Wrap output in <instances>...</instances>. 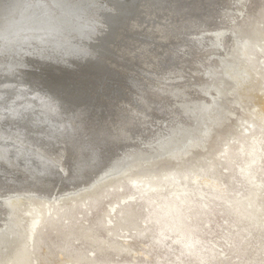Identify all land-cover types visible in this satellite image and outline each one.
<instances>
[{"label":"bare ground","instance_id":"bare-ground-1","mask_svg":"<svg viewBox=\"0 0 264 264\" xmlns=\"http://www.w3.org/2000/svg\"><path fill=\"white\" fill-rule=\"evenodd\" d=\"M161 1L163 0H147V3L137 11L135 18L124 20H121L124 16L120 14L119 6L113 1L115 6H110L108 0H49V3L53 2V6L48 0H11L12 9H10L12 6L9 9L2 7L3 3L0 2V74L6 72L10 75L7 80L0 83V181L8 183L7 186L11 184L17 187L14 190L11 187L5 189L6 185L0 186V204L2 202L0 210L4 214L3 220H0V228L3 227L2 224H6L7 227V232L5 230L0 238V264H35L33 254H30L28 249L29 247L33 249L34 245L32 247L26 244L23 249L21 248L22 250H16V254L10 256L13 254L12 247L17 238L23 236V232H17V222L14 217L16 213L19 214V220L22 218L20 213L25 215L23 220H30H28L27 233L33 234L37 226L40 228L44 225L48 228V237L57 235L68 246H71L72 240L83 239L84 244L96 246L103 251V254L95 259L70 251L66 255L64 264H112L109 260L112 255L131 256L134 250L130 246L117 245L113 243L114 239L107 242V238L100 239L97 236L102 231L107 232L109 236H116L121 230L137 227V219L140 215L137 208L127 205L116 214L112 209L115 222L112 220L111 224H107L99 218L96 221V228L93 226L80 228L73 222L75 215L85 205L86 198L91 195L86 189L92 187L95 182H98L95 184L98 187L92 188V193L107 184L111 187L116 182L112 180L116 176L105 183L102 182L113 175L102 177L111 172L115 173L127 165L118 164L117 157H113L109 164L108 162L101 164L109 159L113 146H128L136 150L130 153L134 156L133 163L130 167L124 168L123 172L124 174L134 172L131 175L136 177L130 180L132 185L146 181L148 185L153 178L159 175L165 176L169 169L176 171L182 167H193L196 170L206 171V163L211 162L215 154L214 150H217L216 155L221 154L228 161L229 169L232 171L229 175L230 181L236 176L249 190L234 204L224 208L235 227L230 233L226 251L217 257L212 249L204 248L192 239L199 231L191 218V204L189 205L184 199H181L180 207L172 206L164 211L165 217L175 221L169 227V233L176 236L177 243L183 244L179 249L188 254L195 264H227L229 258L227 254L236 252L239 253L238 264H264V236L257 239L252 246L249 245L254 237V231L264 235V223L259 220L264 205V198L261 197L264 196V181L258 179L264 177V166H262L264 165L262 160L264 111L255 112V108L247 107L246 101L248 96L250 98L254 84L258 85V90L264 96V78L259 70L261 65L264 68V0H257L253 4L254 14L251 18H244L242 14L243 9L247 10V6H250L247 4L248 0H239L244 3L241 6L244 8L239 14L237 10L234 11V7L238 6L237 0H186V3H182L181 0H170V6L165 10L159 8ZM125 6L121 9L123 13H127ZM101 10L117 14L96 15ZM223 16L244 27L237 35L236 32L232 36L227 35L228 41L232 42L229 51L222 42L209 45L210 47L204 44L205 35L219 25L218 20ZM215 32H212L213 35ZM221 33L223 34V31ZM216 37L220 40L218 35ZM180 48L191 49L190 54H176L175 50L180 51ZM218 55L228 56L229 65H224L217 58ZM50 61L55 63L53 62L54 65L48 68L45 63ZM68 61H72V65ZM203 61L206 62V69L219 66V62L225 67L222 70L208 71L209 73L198 75L199 77L193 76L194 71H206L205 67L204 69L200 67ZM211 62L215 65L213 66ZM30 64L38 66L32 68ZM196 65L198 66L195 68ZM222 74H226L225 77ZM246 74L247 77L244 76ZM174 79L176 81L170 82ZM58 82H61L60 86ZM234 87H238L236 92L231 90ZM67 94L76 95L73 100L78 105H74L72 109L74 121L68 119L69 113L64 116L63 100L59 98V96L67 97ZM222 94L226 95L225 98L228 96L231 99L228 108L219 110L221 106L215 105L214 107L217 108L212 110L215 114L214 124L204 132L199 128L201 132L199 136L192 137L191 134L190 137H186L191 138L190 140L184 139L171 149L156 147L161 153L150 152L148 155H143L137 152L140 143L133 145V142L147 136L148 139L142 142H148L154 136V131L156 133L162 131L165 125V128H171V124L179 122L174 121L176 113L179 114L177 116L182 117L180 121H186L184 116L188 113L191 114L186 117L187 120L191 121L193 116L198 114L199 117L196 118L200 119L199 122L206 121L208 108L205 99L209 104L214 101L218 103V96ZM197 95L200 97L193 98ZM95 97L97 106H103L105 111L97 109L104 112L90 108V101ZM221 98L223 96H219V100ZM201 101L205 107L201 105L196 108L198 105L195 103ZM243 107L248 109L250 114L256 115V125L259 130L252 131L245 137L246 145L242 141L236 145L237 142H234L239 141L238 132L241 131L242 119L239 118L243 115L244 118L250 119L248 111L246 109L244 111ZM92 112L97 114L96 117H90ZM156 112L170 116L169 119L164 120V123L161 121L162 124H159L157 130L153 122ZM83 113L91 118L89 122L84 119L85 117L83 118ZM236 113L239 114L238 119H234ZM75 118L80 123L75 122ZM199 122L197 121V126H200ZM247 123L251 126L249 121ZM72 124L78 125L73 127ZM92 126L93 131L90 132ZM189 127L193 128L194 124L190 123ZM222 127L225 129L220 130ZM40 129H48L47 133H50V140L46 143L43 139L44 131ZM59 129H62L60 137L56 133ZM244 130L247 132L248 129H243L241 133ZM178 131L180 132V129ZM216 131H219L218 135L213 139L212 134ZM89 134L99 139L98 144L105 143L109 146L107 148V145L104 146V149L98 153L95 150L98 149L96 142L92 144L84 140ZM208 137L212 141L209 142ZM225 141L226 143L222 144ZM52 142H64L66 145L67 150H62V155L56 158L62 168L48 160L47 152L52 147ZM241 148H244L247 157L245 165L236 169L232 162L236 156H239ZM182 154L190 157L183 158ZM62 159H66L68 164L70 162L69 169L63 166ZM144 159L149 162L145 163ZM175 159L179 165H175L176 162L168 165ZM73 164L82 167L84 176L76 175V171L71 166ZM214 165V163L209 164V168H214ZM59 167L62 169L61 179L66 177L65 183L77 187L73 189L71 185V190L54 196V192L59 189V181L57 186L52 188ZM199 175L202 176V173H197L196 177ZM160 178L157 179L161 180ZM203 178H207V175ZM205 184L213 192L211 203L215 205L231 202L233 196L237 198L241 196L239 192L222 186L218 178L213 182L205 181ZM151 188L155 186L151 185ZM94 195L96 197H92L95 201L91 207L97 208L107 192L102 189ZM51 202L58 205V208H55ZM206 207L208 210H205ZM198 208V213L203 217H210L209 213H212V210L207 203L203 202ZM64 221L68 223L65 224ZM112 224L115 226L111 227ZM207 224L211 225V222ZM145 233L150 235V230L146 228L140 231L142 239ZM165 235L162 234L163 238H167ZM162 236H158L155 241L163 242ZM26 241L28 242V236ZM65 248V246L61 247L62 250ZM44 250L45 255L40 258L41 264H47L51 255L49 247H45ZM152 251V245L144 251L149 263ZM150 264L167 263L155 261Z\"/></svg>","mask_w":264,"mask_h":264},{"label":"rangeland","instance_id":"rangeland-1","mask_svg":"<svg viewBox=\"0 0 264 264\" xmlns=\"http://www.w3.org/2000/svg\"><path fill=\"white\" fill-rule=\"evenodd\" d=\"M112 1L114 2V0H108V2L110 3L109 4L110 6L113 5ZM130 1H132V0H130ZM167 1H169V2H167ZM140 2L143 4H141ZM140 2H139V0H135L134 3L132 4V8H133L131 10L132 12L130 11L129 13H125L123 15L124 17H122L121 20L130 19V17H131V19L135 18V16L138 14L137 11L139 10V8L141 9L143 7V5H145L147 3V0H140ZM181 2L186 3V0H181ZM181 2H180V5H182ZM256 2H257V0H248L247 4H249L250 6H247V10H246V8L243 9L244 7L241 8V6L244 3L237 0L238 6L237 5L236 6L238 8L233 6L234 11L237 10V12L239 14L240 11L243 9L242 14H243L244 18L245 17L251 18V17H253V14H254V13H252V11L254 10L253 4H255ZM159 5L161 6L159 8L165 10L168 6H170V0H163V1H161V4H159ZM113 6H115V5H113ZM134 10H136V11H134ZM132 14H133V16H132ZM240 20H242V19H240ZM218 21L217 22L219 25L217 27L213 28L214 30L212 29V31H210V33L208 32L209 34L207 33L206 34L207 36L204 34L205 39H206V40H204V44L208 45V46L209 45L212 46L213 44H218V43L222 42V43H225V46H226L227 50L229 51L230 50V44L232 42L228 41L227 35L232 36L234 34V32H236L235 35H237V34H239V31L241 32V30H243L244 27L237 25L233 21H232L233 22L232 23L231 21H229L228 18H226V16H223V18H220ZM223 22H224V24H223ZM242 23H244V22H242ZM242 23H240V24H242ZM221 28H222V30H221ZM215 30H216V32H215ZM221 31H223V34L221 33ZM212 32H215V34L213 35ZM227 32H228V34H227ZM203 33H205V32H203ZM217 35L220 37V40L218 39V37H216ZM208 36H213V38H206ZM224 38H226V39H224ZM222 39H224V40H222ZM200 42H202V41H200ZM209 43H211V44H209ZM189 50L191 51V49H188V48H186V49L180 48V51L175 50V52H176V54L182 53V55H189L190 54ZM183 53H185V54H183ZM217 58H219V60L221 62H223L224 65L225 64H226V66L229 65L228 64L229 63V57L228 56H219L218 55ZM203 62L204 63H202L200 65V67L203 69L205 67L204 70H206L207 72L206 71L205 72L194 71V73H193L194 75L192 74L193 76L199 77V76H202V75L209 73L208 71L217 70V69L222 70L223 67H225L224 65H222L221 62H219V66H217L213 62H211L213 64V66L214 65L215 66L214 67H212V66L207 67V69H206V66H207L206 62L205 61H203ZM37 66L38 65L36 64V65H32L30 67L37 68ZM197 66L198 65H196L195 68ZM259 70H260L261 75L263 74L262 77L264 78V68L262 65L259 68ZM222 75H223V77H225L226 74H222ZM244 76L247 77V74ZM167 81H169V80H167ZM174 81H176V79H174L170 82H174ZM257 87H258V85L254 84L252 91L250 92L251 93L250 98L248 96V100L246 98V101L248 103L247 107L255 108L254 109L255 112L260 113V112L264 111V96L260 92V90H258ZM231 90L233 92H236L238 90V87L237 88L234 87ZM253 93H254V96H252ZM198 94H201V93H198ZM201 95L204 96V94H201ZM219 96H223V98H221V100H219ZM219 96H218V100H217L218 103H216L214 101L211 104H209L208 100L205 99L204 102H207V108H208L207 114H206L208 119L206 121L201 120L199 122L200 119L198 120L196 118V117H199L198 114L196 116L195 115L193 116V119H192L193 121L191 120L192 122L190 120H187L186 117L189 116L191 113L190 114L188 113V115L184 116L186 121H184V120L180 121L182 119V117L177 116L179 114L176 113L175 114L176 117H175L174 121H179V122L174 123L175 127H174V124H171V128H167V127L165 128V126H166L165 125L163 127L164 129L162 131H158L157 133H156V131H154V133H155L154 136H152L151 137L152 139L148 142H142L144 140L146 141L148 139V136L139 138V139H137L138 141L135 140L133 142V145H134V143H140L138 146L139 148H138L137 152L139 151L143 155H148V154H150V152L161 153V150H159V148H161V149H169L170 148L171 149V148L176 147L177 144L181 143V141L184 139L190 140L191 138L189 139L186 137L187 136L190 137L191 134H193L192 137L199 136L201 134V132H199V128H201V130H203V132H204L207 128H209L211 125L214 124L215 119L213 117H215V114L212 113V110L214 108H217V107H214L215 105L221 106L219 108V110L221 108H223V109L226 107L228 108L230 101H231V99H229L230 97L227 96V98H225L226 95H224V94L219 95ZM197 97H200V96L197 95V96H194L193 98L197 99ZM205 98H208V97L205 96ZM78 102H80V101H78ZM90 102H91V104H89ZM90 102L88 104H89L90 108L94 109V111H99V112L105 111V109H103L104 108L103 106H100V107L97 106V98L96 97L93 98V100H91ZM195 104L198 105L197 107L195 106L196 108H198L202 105V101L195 103ZM74 105H76V104L74 103L71 107V110H70V108L68 110V112H69L68 119H70V117H71V120H73V121H74V119H73L74 118L73 117V111L74 110L72 111V109H74V107H73ZM237 106H239V105L237 104ZM201 107H205V106L202 105ZM97 108L103 109L104 111L99 110ZM245 109L246 108L243 107L244 111H245ZM246 111H248V109H246ZM85 114L86 113H83L82 116H83V118L85 117L84 119H87L88 122L91 120L92 116L96 117L95 115H97V114L93 113L90 115L91 118H89V116L85 115ZM209 114H211V116H209ZM155 115L153 117V122H154V125L157 127L156 129L155 128L154 129L157 130L159 128L158 126H160L162 124V122L164 123L167 119H169L170 116H164V115L159 114L157 112ZM206 115L203 114V116H206ZM248 115L250 116V119H246V117L244 118L243 115L239 118L240 120L242 119L240 122L241 131L243 129H248V130H247V132H245V130H244L243 133H241V131L238 132L239 141L234 142V143L237 142L236 145H238V143L240 141H242V142L247 141L245 139V137L249 136L252 133V131L259 130L258 126L256 125V123H257L256 122V118H257L256 115L250 114L249 111H248ZM238 117H239V114L236 113L234 115V119L235 118L238 119ZM161 119H163V120H161ZM173 119H174V117H173ZM197 121L199 122L200 126L199 125L197 126ZM247 121L250 122L251 126H249ZM75 122L80 123L78 120H76V118H75ZM183 122H185L186 124ZM190 123L194 124L193 128L189 127ZM77 125L78 124H74L73 127H76ZM224 127H226V126H224ZM224 127H222L220 130H224L225 129ZM179 129H180V132L178 131ZM218 132L216 131L215 134H212L213 139H214V136L216 137L218 135ZM158 133H159V135H158ZM146 135H148V133ZM212 136H211V138H212ZM171 138H173V139H171ZM86 139L87 138H85L84 140H86ZM207 140H209V137ZM174 141L177 143H175ZM210 141H212V139L209 140V142ZM209 142H207V144ZM57 143L58 142H56V143L52 142V147L49 148V150L47 152V156L49 158L48 160H50L52 163L55 162L54 164L61 167L62 165L56 161V158H58L59 155H62L61 154L62 150L66 151L67 148H66V145L64 142H59L58 144ZM145 143H146V145H145ZM162 143H164V144L161 145ZM225 143H226V141L223 142L222 144H225ZM182 144H184V142ZM246 144L247 143L245 142L244 145H246ZM106 145L104 143V146H106ZM181 145L179 147H181ZM212 145L214 146V144H212ZM53 146H54V148H53ZM107 147L108 146H106V148ZM113 147H114L113 151L111 153H109V159L106 161V163L108 162V164H109V162L113 159V157L114 158L117 157L118 158V164H120L122 166H123V164L124 165L127 164V165L125 167H122V168L120 167L121 169L117 170V172L114 171L115 173L111 172V173H109V175L107 174V175L102 177V178H104V177L107 178L110 175L115 176L116 173H117L116 175L121 174L119 176H116L114 179L109 178L108 180L102 182V183H105V182L109 181L110 179H112L113 181H116L111 187L109 184H107L103 188L101 187L102 189L106 190L107 195L105 197H103V199L101 200V202L97 208L91 207L92 204H94L93 202L95 201L94 198H92V197H96L94 194L97 193L99 190H102V189L99 188V190L97 189V191L94 193H92L91 191L93 190L92 188L98 187V185H95L98 182L93 183L92 187L88 188L89 190L86 189V191L89 192L88 194L89 195L91 194V195L86 198L85 205L75 215V219L73 221L74 224H78V226L80 228H87L89 226H93L96 228V221H98L99 218H102V220L105 221L107 224H111L112 220H114V222H115L114 215L116 214V212L120 211L122 209V207H126L127 205H130V206L135 207L139 210L140 215H139V219H137L138 220L137 221L138 222L137 227H134V228L129 229V230H121L119 233H117L116 236H113V235L109 236L108 233L104 232V231L98 233L97 237L100 239H106L107 238V242H109L111 239H114L113 243H116L117 245L130 246L131 249L134 250L133 253L131 254V256L130 255L119 256V257L114 256V255L110 256L111 258L109 257V260H110V262H112V264H132V263H134V264H150V263H154L155 261H164L167 264H182V263L183 264H195V263H193L194 261H192L189 258L188 254L182 252L179 249L180 246L183 244L177 243L175 241L176 236L174 234L169 233L170 232L169 227L175 221H172V218L165 217L163 215L164 211H166V209L169 207H172V206H175V207L179 206L180 207L181 199L186 200L189 205L191 204V206H190V207H192L191 218H192V220H194L193 223L195 224L197 230L199 231V233H196L195 236L192 237V239L197 241L202 247L212 249L214 254L217 257L224 254V252L226 251V249L228 247L227 244H229L228 242H229L230 233L235 230L234 224H233L231 218L229 217L228 213H226V210L224 208L234 204V202L236 200H239L243 195L247 194V192L249 190L246 189L240 183V179L236 176H233L232 180L230 181L229 175L232 173V171L229 169L228 161L225 158H223L221 154L216 155L217 150H214L215 154L212 153L214 155H213V159L211 160V162L208 164L206 163V166H205L206 171L196 170L193 167H191V168H189V167L183 168L182 167L183 169L179 168L176 171L169 169V171H167V173H165V176L159 175V176L155 177V179H157L158 177H161L160 178L161 180H159V179L155 180L153 178L154 180L152 179L150 181L151 183L149 182L150 184H148V185L146 184L147 181H146V183L142 182V183H138L137 185H132V182L130 180H132L133 178L136 177V176L132 177V175H131L134 172H132L131 174H130V172H127L125 174L123 172L125 171L124 168L130 167L131 166L130 164L133 163L132 161H134L133 160L134 156H131V154L134 153L132 151H136V150L131 149L128 146H122V147L113 146ZM143 147H144V149H143ZM156 147H159V148L156 149ZM235 147H234V149H235ZM62 148H64V149H62ZM151 149H153V150H151ZM243 150H244V148H241L239 156H236L233 159L232 163H233L234 167L236 166V169L245 165V158L247 157V153L244 152ZM50 151H51V153H50ZM198 151L202 152V150H196V152H198ZM162 152H163V150H162ZM186 152H187V150H186ZM182 155H184L183 158L190 157V155L189 156H186V154H182ZM120 158H121V160H120ZM150 158H153V157H150ZM180 158L182 159V157H180ZM66 159H62V162H63L62 164H63V166L66 167V169H69L68 168L69 165H68ZM181 159H179V160H181ZM262 160L264 162V156H263ZM176 161H177V159L169 162L168 165H170L171 163H174ZM144 162L145 163L149 162V160L144 159ZM211 163H214L215 165H214V168L210 169L209 164H211ZM175 165H179V162H176ZM262 166H264V165H262ZM60 167L58 168V171H59L57 173L58 176L56 177L52 188L57 186L58 181L59 182L61 181V182L60 183L58 182L59 189H57L54 192L55 193L54 196L60 195L63 192L66 193L68 190H71L72 188L74 189L77 187L75 185L73 186L72 184L65 183L64 180H60V177H61L60 175L62 174V169H61L62 167L61 168ZM194 171L199 173V174L202 173V176L199 175V177H196L197 173H195ZM137 175H139V174H137ZM205 175H207V178H203V176H205ZM195 177H196V179L199 178V180L196 181ZM102 178H100V179H102ZM215 178H218V180L221 181L222 186L227 187L229 190H234L236 192H239L241 194V196L238 198L233 196L232 199L230 200L231 202H225L221 205H215V203H213V202L211 203V199L213 200V192L211 190H209L208 185L205 184V181L213 182V180ZM258 179L261 181H264V177H262V178L259 177ZM102 180H104V179H102ZM102 180H100V181H102ZM1 182L2 181H0V186L6 185L4 187L5 189H9L10 187L14 190L17 189L16 186H11V184H9V186H7L8 183H6L4 181L2 183ZM71 185H72V188L70 187ZM151 185L155 186V188H151ZM61 187L63 189H61ZM120 187H122L121 190H119ZM109 188H111V190H109ZM64 190H66V191H64ZM80 190H85V189H80ZM12 196H14V195H12ZM12 196H10V197L14 198ZM261 197L264 198L263 195H261ZM2 201H5V200L2 199ZM52 202H53V200H52ZM203 202L207 203L209 209L212 210V213H209L210 217H208V218H205L202 216L201 213H198L199 212L198 207H201ZM1 204H2V202H1ZM52 204L55 205L54 206L55 208L56 207L58 208V205H56L54 203H52ZM145 208H147V210H145ZM112 209H114L115 214H113ZM184 209H186V208H184ZM205 210H208V208L206 207ZM2 213H3V211L0 210V214H1L0 220L1 219L3 220V217H4V214H2ZM184 214H185V212H184ZM20 215H22V218H21L22 221H20L21 219L19 220V218H18L19 214L16 213L14 215V217H15L16 222H17V232H23V236H19V238H17L15 245L12 247L13 248V254H10V256H14L16 254V250H22L26 244H28L29 246L34 245V247L32 246L33 249H31V247H29L28 249H29V253L33 254L32 258L35 260V264H41L40 258L45 255V250H44L45 247H49V249L51 251V255H50V258L48 259L47 264H64L66 262V259H67L66 255L69 254L70 251L71 252L74 251V253L83 254V255L91 258V259L98 258L101 254H103L102 253L103 251L99 250L96 246L94 247L92 245L89 246L88 244H84L85 240H83V239L72 240L71 246H68V244H65V242H63V240H61V238H59L57 235H50L48 237V228L45 227L44 225H43L44 227L41 226L40 228L37 226L35 229V232L33 234L27 233L30 220L29 219H28L29 221L23 220L25 215L23 213H20ZM194 215H195V218H194ZM47 218H49V216H47ZM105 218H107V219H105ZM259 220L262 223H264V205H263V209L261 211V214L259 216ZM207 222H211V225H208ZM64 223L67 224L68 221H64ZM2 225H3V227L0 228V238L5 233V230L7 232V229H6L7 227H5L6 224H2ZM113 226H115V225L112 224L111 227H113ZM146 228L148 230H150V235L145 233L143 235V239H142V237H141L142 234H140V231L145 230ZM17 232H16V234H17ZM162 234H166L165 236H167V238H163ZM9 235H11V234H9ZM27 236H28V242L26 241ZM53 236H54V238H53ZM158 236H162L163 242H156L155 241ZM253 236H254L253 239L249 243L250 246H252L253 243L257 239L261 238L264 235L261 232L254 231ZM32 237H33V239H32ZM36 239H38V240L36 241ZM29 240H30V243H29ZM81 245H82V247H81ZM151 245L153 246V251L151 254L152 255L151 262L149 263L148 259H146L145 255H144V251L146 249H148V247ZM64 246L66 248L64 250H62L61 247H64ZM85 247H87V248H85ZM61 252L63 253V255H61ZM124 252H126V251H124ZM8 254H6V255H8ZM227 255L229 256L227 264H238L239 263V253L238 252L230 253V255L229 254H227Z\"/></svg>","mask_w":264,"mask_h":264},{"label":"water","instance_id":"water-1","mask_svg":"<svg viewBox=\"0 0 264 264\" xmlns=\"http://www.w3.org/2000/svg\"><path fill=\"white\" fill-rule=\"evenodd\" d=\"M2 1V2H1ZM32 1H35V0H32ZM37 1H39V0H37ZM45 1H47V0H45ZM51 1V0H50ZM134 1L135 0H133V1H130V0H114V3H115V5H118L119 6V8H120V10H119V12H120V14L121 15H124L125 13H123L122 11H121V9L125 6L126 7V10H127V13H129L131 10H132V4L134 3ZM0 2L1 3H3L2 4V7H7V9H9L11 6H12V2H11V0H0ZM48 3H49V0H48ZM131 3V4H130ZM51 6H53L54 4H53V2L51 3H49ZM48 4V5H49ZM128 4V5H127ZM45 5V4H44ZM123 5V6H122ZM1 8V7H0ZM13 8V6L10 8V9H12ZM88 12V11H87ZM99 12V13H98ZM97 12V14L96 15H98V14H102V13H104V15H106V16H113V14L114 15H116L117 13H114V12H112V11H107V10H101V11H98ZM118 12V13H119ZM123 13V14H122ZM119 14V15H120ZM103 15V16H104ZM83 16V15H82ZM97 20L98 21H100V18L99 17H97ZM54 61H50V62H46L45 63V65H46V67H48V68H51V66H53L54 65V63H53ZM68 63L69 64H72L73 62L72 61H68ZM30 66H32V64H30ZM23 67H27V66H23ZM28 68V67H27ZM17 75L19 74V73H16ZM20 75V74H19ZM10 75L9 74H7L6 72H4V73H1L0 74V83L1 82H4L5 80H7V78L9 77ZM18 77V76H17ZM19 78V77H18ZM25 80L27 81V79L25 78ZM20 82V81H19ZM20 83H22V82H20ZM58 84H59V86L61 85V82H58ZM56 85V84H55ZM56 86H58V85H56ZM76 95H72V94H67V97H63V96H59V98L61 99V100H63V107H64V112H65V115L64 116H66L67 115V113H69L68 112V109L70 108V110H71V107H72V105L76 102V101H74L73 99H74V97H75ZM65 98V99H64ZM71 106V107H70ZM70 119H71V117H70ZM73 125V124H72ZM56 127H58V126H56ZM41 131H44V138L43 139H45V142L44 143H46L47 141H49L50 140V136H49V134L47 133L48 132V129L47 130H43V129H40ZM62 130V129H61ZM61 130L59 129V131L58 132H56L57 133V135L60 137L61 135H62V133H61ZM89 131L91 132V131H93V126H92V129L90 130L89 129ZM94 135H92V134H89L88 135V137H86L87 139L86 140H88L89 141V143H95L96 142V144H98V140L99 139H95L94 137H93ZM76 137V136H75ZM85 140V141H86ZM96 140V141H95ZM80 141H82V142H84V140H80ZM79 141V142H80ZM107 146H109V145H107ZM98 149H95L98 153L100 152V150L102 151L103 149H104V144L103 143H99L98 144V147H97ZM88 156H89V154H88ZM101 156V155H100ZM102 159V158H101ZM100 159V160H101ZM99 160V161H100ZM104 161H106V160H104ZM69 162V161H68ZM95 163V162H94ZM97 163V162H96ZM106 164V162H102L101 164ZM69 164H70V162H69ZM68 164V165H69ZM72 166V168L76 171V175L77 176H84V172L82 171V167L80 168V166L79 167H77V166H75V164H73V165H71ZM89 166V165H88ZM88 166H86V167H84V168H88ZM69 167H70V165H69ZM71 169V168H70ZM98 169V168H97ZM96 169V170H97ZM119 175H121V174H119ZM119 175H115V176H119ZM69 176H71V171H69ZM73 176H74V173H73ZM77 176H75V177H77ZM115 176H113V177H111V178H114ZM56 174H55V179H56ZM62 177H60V180H64V182H66V177H63V179H61ZM69 178V177H68ZM108 180V179H107ZM106 181V180H105ZM74 182V181H73ZM75 182H77V181H75Z\"/></svg>","mask_w":264,"mask_h":264}]
</instances>
